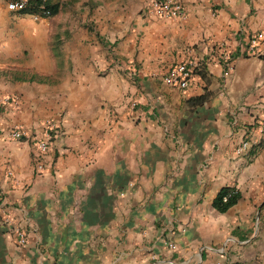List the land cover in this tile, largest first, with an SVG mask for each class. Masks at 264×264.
Wrapping results in <instances>:
<instances>
[{
	"label": "crops",
	"instance_id": "crops-1",
	"mask_svg": "<svg viewBox=\"0 0 264 264\" xmlns=\"http://www.w3.org/2000/svg\"><path fill=\"white\" fill-rule=\"evenodd\" d=\"M6 1L0 192L27 244L0 215V264H264V41L247 50L264 0H182L171 20L152 0H51L37 21ZM64 5L96 27L74 30ZM188 62L187 89L162 82ZM224 188L239 199L220 213Z\"/></svg>",
	"mask_w": 264,
	"mask_h": 264
},
{
	"label": "built area",
	"instance_id": "built-area-1",
	"mask_svg": "<svg viewBox=\"0 0 264 264\" xmlns=\"http://www.w3.org/2000/svg\"><path fill=\"white\" fill-rule=\"evenodd\" d=\"M6 9L21 17L30 19L32 21H37L40 19H47L51 15V0H7ZM151 13L157 18L164 20L171 19H182L185 17L184 8L182 6V0H152L151 1ZM264 41V32H259L253 36L248 43V52L251 54H260L259 44ZM194 65L191 62L179 64L171 67L167 73L162 77V82L172 88H177L179 90L187 89L190 86V80L193 73ZM2 103H7L8 99H1ZM134 107V103H132ZM261 129H264V121L260 123ZM53 126L51 125L49 130L44 134L42 140L38 142L37 148L40 153H46L49 144L52 140L51 132ZM26 132L20 127H15L12 137L16 140H21L26 136ZM251 146V141H243L235 150L234 154L236 156L243 155ZM37 169L42 171L44 169V164L40 161L37 163ZM8 176L12 177L13 174L8 172ZM14 184L18 185V181L15 179ZM0 215L4 223L10 228V232L16 244L20 247H24L27 244V234L25 228L20 224H16L7 215L4 203L2 201L0 192ZM170 249H173V245H169Z\"/></svg>",
	"mask_w": 264,
	"mask_h": 264
},
{
	"label": "trees",
	"instance_id": "trees-1",
	"mask_svg": "<svg viewBox=\"0 0 264 264\" xmlns=\"http://www.w3.org/2000/svg\"><path fill=\"white\" fill-rule=\"evenodd\" d=\"M57 13V8L51 6V15L53 16ZM239 199V194L234 189L224 188L217 195L213 202L214 208L220 213L226 212L229 208L236 204Z\"/></svg>",
	"mask_w": 264,
	"mask_h": 264
},
{
	"label": "rangeland",
	"instance_id": "rangeland-1",
	"mask_svg": "<svg viewBox=\"0 0 264 264\" xmlns=\"http://www.w3.org/2000/svg\"><path fill=\"white\" fill-rule=\"evenodd\" d=\"M65 7H66V9H65ZM62 8H63V10H62L63 15L67 14L68 19H69V16H71L69 23H70V25L73 24L74 30H76L77 28L82 29L83 25L90 26V28H93L95 26L93 22L87 21L83 16V15H86V18H88L92 15V12L90 10L88 11V9L90 7H87V9H86L87 11H83L82 9H81V11H76V10H74L75 6H70V5H68V6L64 5ZM77 17H79V21H77ZM83 19H85L86 21L82 22ZM16 224H19V222H17Z\"/></svg>",
	"mask_w": 264,
	"mask_h": 264
}]
</instances>
